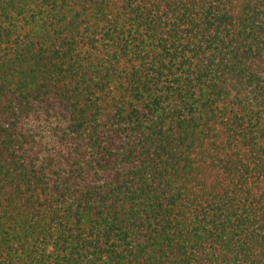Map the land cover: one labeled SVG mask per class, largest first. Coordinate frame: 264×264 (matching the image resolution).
Here are the masks:
<instances>
[{
	"label": "trees",
	"instance_id": "trees-1",
	"mask_svg": "<svg viewBox=\"0 0 264 264\" xmlns=\"http://www.w3.org/2000/svg\"><path fill=\"white\" fill-rule=\"evenodd\" d=\"M0 264H264V0H0Z\"/></svg>",
	"mask_w": 264,
	"mask_h": 264
}]
</instances>
